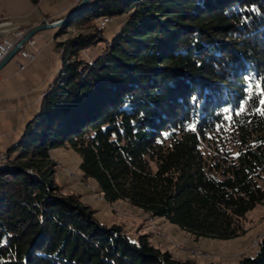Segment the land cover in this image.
Segmentation results:
<instances>
[{"label": "trees", "instance_id": "obj_1", "mask_svg": "<svg viewBox=\"0 0 264 264\" xmlns=\"http://www.w3.org/2000/svg\"><path fill=\"white\" fill-rule=\"evenodd\" d=\"M127 13L85 62L80 53L102 40L96 23ZM63 26L95 33L57 43L63 73L26 125L21 153L0 167V264H197L146 235L131 242L79 195L61 194L49 154L59 147L78 154L82 178L109 204L197 238L241 236L264 201V0H91ZM258 246L238 264H264V239Z\"/></svg>", "mask_w": 264, "mask_h": 264}, {"label": "rangeland", "instance_id": "obj_2", "mask_svg": "<svg viewBox=\"0 0 264 264\" xmlns=\"http://www.w3.org/2000/svg\"><path fill=\"white\" fill-rule=\"evenodd\" d=\"M80 1L39 0L34 4L32 0H0V40L7 38L14 42L17 32H23V39L39 25L58 22H51L52 19L43 21L45 16H67ZM129 16L127 13L108 21L101 33L102 40L97 39V44L82 51L80 57L87 63L94 61L105 45L119 34ZM100 22L96 23L99 29ZM63 28L61 25L38 31L27 41L24 49L35 56L33 62L29 63L17 53L0 70V152L9 154L10 160L21 153L16 146L26 125L40 113L44 95L63 73L64 58L57 43L80 31L67 27V31L61 34ZM80 32L94 34L95 29ZM223 131L221 141L231 147L232 136L227 133L230 130L220 133ZM49 154L57 163L54 181L61 188L60 193L79 195L81 201L95 211V218L101 225L108 228L120 226L131 242L137 243L140 236L146 235L155 248L169 251L177 259H193L197 264H238L244 257H254L264 239V201L246 214L241 236L229 240L197 238L165 218L151 217L125 201L107 203L98 192L96 183L82 178L80 157L72 149L53 148ZM261 185L264 188V182Z\"/></svg>", "mask_w": 264, "mask_h": 264}, {"label": "water", "instance_id": "obj_3", "mask_svg": "<svg viewBox=\"0 0 264 264\" xmlns=\"http://www.w3.org/2000/svg\"><path fill=\"white\" fill-rule=\"evenodd\" d=\"M91 0H81L72 10L71 12L62 20L52 23V24H43L39 25L33 30H31L23 39H21L15 47L12 49V51L5 57V59L0 63V70L9 63V61L17 55V53L20 51L21 46L26 44L29 39L33 37L38 31L44 30V29H51L55 28L61 25H64L70 18L75 16L79 11H81Z\"/></svg>", "mask_w": 264, "mask_h": 264}, {"label": "built area", "instance_id": "obj_4", "mask_svg": "<svg viewBox=\"0 0 264 264\" xmlns=\"http://www.w3.org/2000/svg\"><path fill=\"white\" fill-rule=\"evenodd\" d=\"M108 23L101 24V28H105ZM23 32L15 33V40L14 42L9 41L8 39H1L0 40V63L5 59V57L12 51L15 45L21 40ZM24 45L21 46L18 55L23 59L27 60L29 63L35 60V56L28 54L25 49ZM8 160H4V154L0 152V162H6Z\"/></svg>", "mask_w": 264, "mask_h": 264}, {"label": "snow or ice", "instance_id": "obj_5", "mask_svg": "<svg viewBox=\"0 0 264 264\" xmlns=\"http://www.w3.org/2000/svg\"><path fill=\"white\" fill-rule=\"evenodd\" d=\"M257 88L260 89V85H257ZM249 91H251V88H249ZM258 97H259V103L264 105V89H260V91L257 93ZM240 111L243 112L244 108L241 107ZM239 114V113H238ZM260 114L264 115V109L260 110ZM195 130V129H193Z\"/></svg>", "mask_w": 264, "mask_h": 264}, {"label": "bare ground", "instance_id": "obj_6", "mask_svg": "<svg viewBox=\"0 0 264 264\" xmlns=\"http://www.w3.org/2000/svg\"><path fill=\"white\" fill-rule=\"evenodd\" d=\"M108 19H106L105 21H104V23H108ZM101 29H103V28H101ZM14 36H15V34H14ZM4 160H8V154H4ZM6 165V162H0V167H4Z\"/></svg>", "mask_w": 264, "mask_h": 264}, {"label": "crops", "instance_id": "obj_7", "mask_svg": "<svg viewBox=\"0 0 264 264\" xmlns=\"http://www.w3.org/2000/svg\"><path fill=\"white\" fill-rule=\"evenodd\" d=\"M58 18H59V17H58ZM44 19H45V20H44L43 22H47L49 19L54 20V19H57V18H53V16H52V17L45 16ZM43 22H38V23H43ZM38 23H37V24H38ZM2 39H7V38H2ZM3 68H4V67H3Z\"/></svg>", "mask_w": 264, "mask_h": 264}]
</instances>
